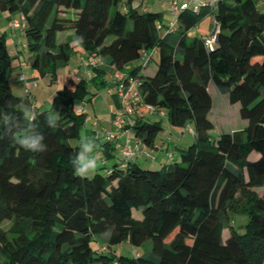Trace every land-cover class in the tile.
Here are the masks:
<instances>
[{
  "label": "trees",
  "instance_id": "16d2710c",
  "mask_svg": "<svg viewBox=\"0 0 264 264\" xmlns=\"http://www.w3.org/2000/svg\"><path fill=\"white\" fill-rule=\"evenodd\" d=\"M257 2L180 10L169 31L162 12L139 10L134 0H0V12L24 16L21 31L40 76L53 80L77 45L85 58L95 53L105 64L66 76L50 106L37 109L11 90L0 31V223H12L0 228V264H264V10ZM209 13L216 25L211 48L188 35ZM153 54L157 65L145 72ZM143 57V67L123 71ZM111 70L119 81L134 77L142 103L170 124L192 128L194 141L162 169L106 155L111 165L81 178L72 166L81 142L72 141L81 139L87 114L76 106L91 99L92 87L107 86ZM210 84L238 105L244 128L211 136ZM28 110L48 145L43 153L17 143L29 130ZM126 126L150 147L163 128L143 117ZM233 213L248 215L241 234ZM122 242L143 250L125 255L115 248Z\"/></svg>",
  "mask_w": 264,
  "mask_h": 264
},
{
  "label": "rangeland",
  "instance_id": "374dc122",
  "mask_svg": "<svg viewBox=\"0 0 264 264\" xmlns=\"http://www.w3.org/2000/svg\"><path fill=\"white\" fill-rule=\"evenodd\" d=\"M143 2V5H147L151 11L162 12V19L165 25H168L171 21H175L177 18V13L172 11L170 6V0H139ZM257 6L264 10V1H258ZM140 8L139 10H141ZM210 9V8H209ZM9 13H3L7 15ZM18 14H14L10 20L18 18ZM214 27V16L212 13L202 16V18L189 30L188 35L198 36L200 38L209 35ZM10 28V29H9ZM20 29L11 27L8 22V27H6L3 20H0V31L4 32V41L5 48L10 57V72H9V82L12 92L19 97L25 98L28 96L34 108L44 109L48 108L51 104L52 98L55 93L62 87L64 83V76L69 73L71 75L77 76H86L83 71L84 55L85 52L80 46H74L69 60L65 66H59L56 69V76L51 80L50 76L47 74L45 76H40L38 71L31 67V53L27 49L26 38L24 33H19ZM21 32V31H20ZM84 57V58H83ZM97 65H100V59L96 58ZM146 62V57L140 58L134 61V66H144ZM158 62V55L153 54L151 60L149 61L145 72H152L155 69ZM113 73V72H112ZM24 76L25 79L29 80L36 78L37 85L28 84L27 86L21 82H14L15 78ZM90 76V75H89ZM112 81L107 82V86H111ZM107 86H99L98 88L92 87L93 95L91 99H87L82 103L87 109V115L91 118V121H97L96 118L107 125L106 121L109 116V108L112 112L115 113V108L113 104L109 101V95L106 93ZM209 92L212 97V107L209 113V118L214 124V128L211 130V136L217 137L222 132L230 131L232 128L241 127L243 119L240 118L238 113V105H230L227 102V99L224 95H221L213 84L209 85ZM146 110V109H144ZM142 111V110H140ZM149 117L151 120H158L162 125V130L158 133L156 140H165L166 137L170 136L171 147L169 148L175 159L178 158L181 149L185 150L192 142L194 141V135L188 131L187 127H179L170 124L165 116L160 115L158 111L152 113L148 111ZM91 121L86 124L87 128H91ZM112 125V126H111ZM84 126L80 131V136L85 137ZM113 124L110 122V125L106 129H113ZM124 129V127H123ZM169 137V138H170ZM105 140L102 137V141ZM80 140H73L72 143H79ZM176 145L177 147H175ZM167 157V156H166ZM255 157L252 155V158ZM165 158V157H164ZM163 158V159H164ZM96 162H99L98 156H95ZM109 159V158H107ZM172 157H167L161 162H149L142 164L144 168L151 169H162L168 166L169 163L173 162ZM108 165H111V160H108ZM134 216L139 218V214L134 211ZM230 219L232 222L233 230L239 234L243 233L245 230V224L248 221V215L245 213H233L230 214ZM12 223L10 221H2L0 223V228L3 230H10ZM228 230L223 231V237H227ZM149 242L146 243L145 247L149 246ZM116 250H120L125 255H132L133 251H142L143 246L141 247H132L128 242H122L117 245Z\"/></svg>",
  "mask_w": 264,
  "mask_h": 264
},
{
  "label": "crops",
  "instance_id": "0c3cea01",
  "mask_svg": "<svg viewBox=\"0 0 264 264\" xmlns=\"http://www.w3.org/2000/svg\"><path fill=\"white\" fill-rule=\"evenodd\" d=\"M134 4L135 5H140V8H142L143 11H146V10L149 9L147 5H143L142 1L134 0ZM204 7H207L205 9L206 12H210V10H211V9H209L210 6H204ZM3 13L4 12H0V20L2 19L3 22L5 23L6 27H8V22L10 21V19H11V17L13 15H11V14L3 15ZM20 31H19V33H23V31H21V32ZM70 33H71L70 30L66 31V32H63V33H58L57 34V40L58 41L63 40L65 38V36L69 35ZM85 56H86V53H85L84 57ZM102 66H105V64L102 61H100L99 67H102ZM133 67H134V63H130L129 65H127L124 68L123 71L128 72ZM83 71L84 72L87 71V67L86 66H83ZM115 74H117V76H118L117 79L119 81L120 76H122V75H119L118 72H116ZM115 74L114 73L112 74V70H111V71H108L106 73V75H105V79L107 80V82L112 81L111 86H107L106 87V93H108L109 101H111V103L113 104L112 106L115 108L114 109L115 113L111 111L110 108H112V107H110L109 108V116H108V119L106 121L107 125H104L103 123H101L97 118H96L97 121H94V120L91 121V118L88 115L86 117V121H85V125H84V127H85L84 128V134H85L84 138H89V139L93 140V142H94V150H93V153H91V155H93L94 157L98 156V158H99V162H96V166L97 165H102V164H104L105 166H109L108 165V160L105 159L106 155L107 156L110 155L111 157H109V158L113 159L112 161H118V162L122 161L123 157H122V155L120 153L119 145L122 144L126 140V138L130 139L131 143H138V139L134 136L131 128L127 127L126 124L123 126L124 129L123 128L119 129V128L113 126L114 127L113 128L114 129L113 133H114L115 137L113 139L109 140V143L107 145H105V146H103V144L101 143L102 142V137H104V136H102L100 134V132H102L103 130L104 131L108 130L106 128H108V126L110 125V122H112V120H113L114 116L116 115V113L122 108V103H121V100H120V94H119V92L116 89V83L118 81L116 79H114V75ZM68 75H71V74L67 73L64 76V80H65L66 76H68ZM29 80L30 81H32V80L36 81L37 79L36 78H32V79H29ZM13 81L14 82H18L19 80H18V78H15ZM234 105H236V104H234ZM82 108H83V111L87 114V109L84 106V104L82 105ZM136 109H137V111H136L137 114L132 118V123L134 122V120L137 117H143L145 119L151 120L150 117H149L150 113H148V110H144L145 108L143 106L138 105L136 107ZM140 110H142V111H140ZM90 121H91V123H90L91 124V128L88 129L86 124L89 123ZM245 126H246V122L243 121L242 124H241V127H239V128H244ZM234 129H238V128L236 127V128H233V130ZM169 137L167 136L165 140H160V141L155 140L153 146H151V147L147 146V145H145L143 143H140L139 144V150L135 154V156L133 157V160L142 165V164L149 163V162H152V163H155L157 161L161 162L165 158L170 157L168 154H170L171 157L173 159H175L173 157L172 152H171L172 150L170 151V149H169L171 147L170 140L172 139V137H170V138ZM80 138L82 139L81 136H80ZM81 139H80V142H81ZM104 139H105V141H107L106 138H104ZM174 146L177 147L176 145H174ZM80 150H81V148H80ZM251 157H252V155H251ZM92 173H93V171H92Z\"/></svg>",
  "mask_w": 264,
  "mask_h": 264
},
{
  "label": "built area",
  "instance_id": "2783aa9c",
  "mask_svg": "<svg viewBox=\"0 0 264 264\" xmlns=\"http://www.w3.org/2000/svg\"><path fill=\"white\" fill-rule=\"evenodd\" d=\"M258 1H264V0H258ZM218 2V0H170V6L172 11L179 12L180 10L184 9H191L193 12H197L200 10L201 7L204 6H210L214 7L215 4ZM176 24V20L173 22H170L167 26V30L172 31L174 30V26ZM9 25L14 28H18L20 30H23L25 22H24V16L20 14L18 18H14L9 21ZM216 25L214 24V27L209 35H206L203 37V43L207 48H211L216 41V33L215 30ZM98 56L95 53H90L87 55V57L84 60L85 66L89 70L92 67L97 66L96 58ZM99 58V57H98ZM101 61V58H99ZM89 74V73H88ZM117 74L114 75V79H117ZM18 80L23 83L24 85H28L29 83L36 86L37 82L35 80H27L24 76H20ZM135 78L129 77L126 80L119 81L118 84H116V89L120 94V100L122 103V108L116 113L112 120V124L114 127H117L119 129H122L125 124H128L129 126L132 124V118L137 114L136 107L138 105L143 106L146 110L154 112V108L148 105H144L142 103L141 96L139 92L135 88ZM76 110L78 112H84L82 108V104H78L76 106ZM160 115H163L164 113L162 111H159ZM188 131L194 135V131L192 128L187 127ZM106 140H111L115 137L113 130H103L100 132ZM141 142L138 140V143H131V140L126 138V140L119 145L120 153L123 157V160H130L133 159L135 154L139 150V144ZM170 157L171 155L168 154Z\"/></svg>",
  "mask_w": 264,
  "mask_h": 264
},
{
  "label": "clouds",
  "instance_id": "9594fccd",
  "mask_svg": "<svg viewBox=\"0 0 264 264\" xmlns=\"http://www.w3.org/2000/svg\"><path fill=\"white\" fill-rule=\"evenodd\" d=\"M24 119L28 127V131L21 135L17 139L19 146L33 153H43L47 150L48 145L44 142L45 137L43 133L39 132L33 121L36 117L31 113L30 110L24 113ZM47 125L53 128L57 125V117L54 113H50L46 118ZM4 124L10 123L5 117L3 119ZM81 150L77 153L75 158L72 160L73 171L75 175L81 178L90 176L92 171L96 167V159L91 153L94 150V142L89 138H82L80 144Z\"/></svg>",
  "mask_w": 264,
  "mask_h": 264
}]
</instances>
